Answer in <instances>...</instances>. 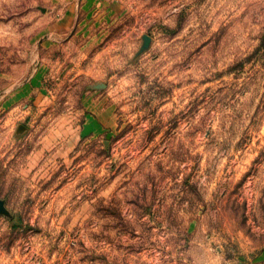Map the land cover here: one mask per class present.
Returning <instances> with one entry per match:
<instances>
[{
  "label": "rangeland",
  "instance_id": "374dc122",
  "mask_svg": "<svg viewBox=\"0 0 264 264\" xmlns=\"http://www.w3.org/2000/svg\"><path fill=\"white\" fill-rule=\"evenodd\" d=\"M0 264H264V0H0Z\"/></svg>",
  "mask_w": 264,
  "mask_h": 264
}]
</instances>
